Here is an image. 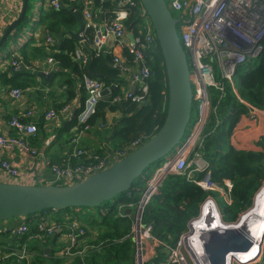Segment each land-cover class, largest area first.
<instances>
[{"label": "trees", "instance_id": "trees-1", "mask_svg": "<svg viewBox=\"0 0 264 264\" xmlns=\"http://www.w3.org/2000/svg\"><path fill=\"white\" fill-rule=\"evenodd\" d=\"M62 1L63 7L60 10L42 6L38 25L44 26L45 29L40 38L32 34L28 41L22 45L23 64L29 65L34 59L44 58H52L54 64H57L59 70L50 83L58 78L59 85L66 87L63 102L55 104L57 112H63V107L80 95L79 100L82 104L77 112L84 108L87 93L81 85V81L85 75L100 79L105 87L119 83L111 94L99 99L96 111L91 116L83 122L79 121L76 116L71 121V125L77 127L76 130L79 132L87 127V129L93 127L99 121L101 122L100 126L102 125L100 130L105 132L102 134L108 137L106 139H114L115 147H112L114 150L129 148L133 150L136 142L139 145L150 139L159 130L165 119L168 87L160 48L158 51L146 48L147 56L142 65H147L153 75L145 79V84L148 87L145 102L136 103L131 98L124 96L130 87L129 80L126 78L125 72L119 66L114 65L117 56L113 50L104 47L97 51L91 45L95 35L94 29L86 30L84 42L71 35L70 32L78 30L80 21L84 20L82 3L77 4L71 0ZM93 1L102 20L105 22L113 20L114 10L117 8L119 0ZM30 5L31 2L28 9ZM25 23L26 20L10 35L8 42L0 50L4 49L9 42L11 45L13 41L20 38ZM126 24L134 36L140 37V42L137 43V48H140L144 43L145 33L142 30L140 14L135 10L130 11ZM46 33L54 35L56 39L52 51L49 52L45 43ZM83 43V51L87 54L86 60L78 59L76 53L77 47ZM124 48V63L122 64L135 71L140 64L135 62L134 53L130 48ZM8 52L12 53L10 47ZM2 53L5 51H0V55ZM253 60L248 67H242L237 72L240 78L239 94L241 98L254 106L264 108V49L261 55ZM12 71V64L10 69L8 66L3 68L2 60L0 61L1 87L6 88L9 84L20 88L36 85V82L30 80V75H25L22 72L13 71L14 74L9 76ZM78 81H80L79 85ZM211 92L213 105L217 104V110L210 113L202 132L203 151L209 162L208 171L211 181L224 190L227 189L226 181L231 182L232 188L229 192L231 202L225 201L219 191L205 190L188 181L182 175L168 174L164 177L156 193L145 205L142 215V222L152 224V234L161 242L155 257L150 260L154 264L167 262L168 250L175 247L181 236L188 231L189 222L199 216L201 207L209 196L218 200V208L223 221L230 223L237 221L242 213L253 206L255 194L264 185V138L259 143L261 147L258 150L241 149L231 144L235 126L243 116L249 114L248 107L231 92L229 85L222 97L215 89H211ZM117 96H121V100L116 101ZM116 110L120 111L122 115L115 117L112 121L108 120V113ZM41 115L44 116V114ZM42 122L41 120L38 125L36 135L30 137L31 144L36 147L40 146L43 141ZM108 129L110 132H107ZM60 154H51L50 166L53 164L65 165L66 159L62 162L63 157L60 158ZM65 158L67 157L65 156ZM78 162L80 161L76 158L70 160V163L74 165ZM148 177L151 179L152 175H143L133 183L128 191L97 207L58 209L63 212L54 216L52 214H57L59 211L48 209L49 215L52 216L44 215L42 217L43 212L27 216L25 219L30 223V232L21 239L22 244L28 246L29 242H32L41 221L46 223L48 220L54 219L53 222L56 226L65 229L63 234L69 233L70 223L81 221L85 228V234L81 237L84 239L81 246L83 245L85 250L73 257L66 254L59 256L57 253L64 252L67 242H62L58 246L61 250H53L49 254H46V249L42 246L33 244L31 248L28 246V249L35 253H32L29 263L25 262L24 264H136L134 218L132 214L126 213V209H136L148 182ZM57 184H62V182ZM57 239L58 234L55 232L50 240L54 244ZM15 240L20 242L18 239ZM234 264L242 263L235 261ZM247 264H264V246L259 258Z\"/></svg>", "mask_w": 264, "mask_h": 264}, {"label": "built area", "instance_id": "built-area-1", "mask_svg": "<svg viewBox=\"0 0 264 264\" xmlns=\"http://www.w3.org/2000/svg\"><path fill=\"white\" fill-rule=\"evenodd\" d=\"M83 1L87 6L83 10L82 41H85L86 30L93 28L95 35L91 45L97 51L103 49L109 39L114 40L117 44H122L128 30L126 20L129 12L135 10L140 14L142 30L145 32L144 43L140 48H137L140 37L134 36V41L129 46L131 52L134 53L135 62L140 65L135 71L132 68L128 69L122 64L124 60L120 56L116 57L114 65L119 66L129 76L130 87L124 96L131 98L136 103H144L148 90L145 79L150 78L153 72L147 65H142V62L147 56L146 48L149 47L148 50L158 51L159 44L152 24L149 23L151 21H146L148 16L141 1L119 0L117 8L114 10L115 16L110 22L102 20L98 10L88 5L93 4V0ZM17 2L22 4L23 0H8L7 6L5 4L2 10L0 5V37L9 23L19 16L22 5ZM167 2L171 11L180 13V17L176 16L180 20L178 30L179 28L182 30L179 34L190 65L194 99L198 101V118L195 119L190 128L188 127L189 131L187 130L182 142L171 152L166 163L159 166L155 171L142 192L135 210L142 207L144 211L145 205L156 193L159 183L168 174H179L205 190L219 191L225 201L231 202L229 196L232 188L231 182L226 181L227 189L224 190L211 181L208 171L209 162L203 151L204 137L202 132L210 113L217 110V104L213 105L211 89L218 91L222 97L229 85L240 101L248 107L249 115L255 118L261 117L264 124V108L254 106L241 98L234 81V76L239 68L249 60L259 57L264 49V0H167ZM47 6L60 10L63 7V1L50 0ZM45 43L48 48H52L56 43L54 35L46 33ZM83 49L84 43L77 47V57L86 60L87 54L84 53ZM11 62L14 72H20L23 69L24 64L21 57L15 55ZM47 66L43 71L48 73L54 67L52 58L47 59ZM81 85L87 93L84 108L79 116V120L83 122L96 111V105L103 96L102 92L105 85L100 79L91 75H85ZM9 96L15 101H21L24 97V91L20 87H11ZM115 100H121V96H117ZM71 108L72 105L67 104L62 111L69 112ZM38 113V106L33 104L26 108L21 116H12L7 121V130H0V172L3 178L11 180L0 181L17 183L16 181L23 174L19 166L3 157L2 152H14L18 149L19 152L29 158L40 156L39 148L30 142V137L36 135L38 131V125L35 121ZM57 115L56 109L50 108L44 113V118L46 121H52ZM76 128L74 127V129ZM71 143L74 149L72 153L70 152V157L65 160V165L53 164L51 166L54 178L50 183L62 182L59 185H63L81 181L89 175L107 168L111 163L125 157L131 151L129 148L112 150L106 155L96 154L81 147L79 135L73 136L70 140ZM140 145L141 143L137 145V142L134 144L135 148ZM72 158H76L80 162L75 165L71 164ZM50 183L40 181V184ZM207 202H210L211 205L216 203L212 197L208 198ZM54 211L57 212L56 209ZM43 213L47 215L48 211L45 210ZM21 219L22 221L15 225L10 223V220L2 221L4 223L0 222V237L20 241L13 240L14 243L11 244L12 241L4 240L5 244L0 243V264H6L8 259H11V264H24L25 262L29 263L30 258H32L29 255L30 251L27 244H22L21 241L24 236L29 234L30 226L25 218ZM39 228L51 232H55L56 229L45 222H41ZM68 229L71 243L68 242L69 244L65 245L66 249L62 253L73 256L79 253L75 250L73 252L72 249L77 244L76 239L85 234V228L79 222H73L69 224ZM152 229V224H144L142 217L140 228H137L136 220H134V241L137 253L138 251L141 252L139 260L136 253V264H154L150 260L155 257L156 251L153 247L148 248V243L153 241L156 243L155 245H158L161 242L152 234ZM185 234L181 236L176 246L171 248L167 262L163 264H181L182 248L186 245Z\"/></svg>", "mask_w": 264, "mask_h": 264}, {"label": "water", "instance_id": "water-1", "mask_svg": "<svg viewBox=\"0 0 264 264\" xmlns=\"http://www.w3.org/2000/svg\"><path fill=\"white\" fill-rule=\"evenodd\" d=\"M149 17L165 66L168 96L167 110L163 124L159 130L147 141L131 150L125 157L111 163L107 168L95 172L81 181L71 184H20L0 181V222L13 219L26 218L30 215L40 214L48 209L97 207L112 200L123 192L128 191L133 183L154 164L166 160L184 139L192 119L194 107V92L192 87V74L186 50L182 44L178 31L180 20L170 10L167 0H140ZM30 0H23L19 16L6 27L0 37V49L9 40L11 34L26 20L31 19L35 10L28 15ZM32 22L31 26L34 24ZM80 29L70 32L71 35L82 40L81 31L84 21H80ZM134 39V34L130 36ZM55 71L38 75L48 80ZM116 84L104 88L102 95H109ZM160 185V183H159ZM264 191V185L255 194L253 206L242 213L235 222H224L218 206L214 203L219 214L220 223L209 228L204 227L195 234V223L204 216V204L199 216L193 218L188 224L185 242L191 235L198 236L202 252L209 264H234L235 261L247 264L260 255L264 246V229L257 232L256 226H250L251 221L261 219L259 213V195ZM132 214L140 228L143 209H126ZM255 225V222H254ZM257 252L246 259L237 255H246L255 248ZM49 248L47 249V251ZM141 252L138 251L139 260ZM196 260V255L194 254Z\"/></svg>", "mask_w": 264, "mask_h": 264}, {"label": "crops", "instance_id": "crops-1", "mask_svg": "<svg viewBox=\"0 0 264 264\" xmlns=\"http://www.w3.org/2000/svg\"><path fill=\"white\" fill-rule=\"evenodd\" d=\"M8 0H1V10L2 7H5V4L7 6ZM73 2V1H72ZM19 3V2H17ZM75 3L83 5V10L87 6L86 3L81 1H75ZM22 5L21 3H19ZM88 4V3H87ZM91 5V8H95L94 4H88ZM43 8L48 7L47 6V0L42 1ZM21 8V6H20ZM1 14V11H0ZM40 19V16L38 17V20ZM81 27V25H80ZM44 26H40L36 34L38 38L42 36V32L44 31ZM80 29V28H79ZM78 29V30H79ZM71 31V32H77ZM33 31L31 32V35ZM133 34L131 30H127V34L123 39L122 44H117L112 39L107 40L106 46L107 48H111L113 52L116 54V56H120L124 58V47H129L134 39H132L130 36ZM30 35V36H31ZM29 36V37H30ZM37 38V39H38ZM47 51H52V48L47 47ZM16 57H23V52L20 50L13 51L12 55L9 53L6 59L2 62V67L8 66L10 69V65L12 64L11 60L13 59V56ZM47 66V58L44 59H34L29 65H24L21 72L23 74L30 75V80L36 82V85H29L23 87L24 91V97L21 101H15L9 96V90L11 87H13L11 84L7 85L6 88L0 86V130H7V121L12 116H21L26 108H29L31 105L35 104L39 108V113L35 117V121L37 122V125L41 123V130L44 132L43 135V141L40 144V146L37 145V148H39L40 156L36 158H29L22 152H19L18 149H16L14 152H2V155L4 158L9 159L11 162L16 164L21 168V171L23 172L22 176L16 181L17 183H23V184H40V181L38 178H42V182L50 183V181L53 180L54 174L51 171V154H60V158L63 157L62 162L64 159H67L70 157V151L73 147L72 143L70 144V141L67 143L68 140H71V138L75 135L80 136V145L81 147L90 150L91 152H94L96 154L103 155L105 152H110L114 150L112 147H115L114 139L107 140L106 135L102 134L105 133L100 130L101 122H97L93 125V127L85 130H81L77 132L76 129H74V126L71 125V121L74 117L77 116L79 119L80 114L82 113L81 109L77 112L78 108L81 106V102L79 97L76 99H73L68 104L72 105V108L69 112H57V117L52 121H46L44 116L41 114H44L47 110L50 108H55V104H60L63 102V99L65 98V86H60L58 78H55L52 83L50 81L56 76L57 71L59 70V67L57 64H54V67L51 71H55V73L46 80L44 77L38 75V72L43 71V69ZM50 71V72H51ZM47 73V72H46ZM49 73V72H48ZM13 71L9 74V76L13 75ZM125 77V75H124ZM27 78V77H25ZM126 78L129 80V76L126 74ZM80 81H78L79 85ZM80 87V86H79ZM86 101V100H85ZM122 113L118 110L116 111H110L108 113V120L112 121L115 117H120ZM43 117V119H42ZM80 121V120H79ZM107 132H110V129L107 130ZM110 136V133H108ZM262 138H264V124L261 117H252L251 115L243 116L237 125L235 126L232 138H231V144L234 145L237 148L241 149H250V150H258L260 149V142L262 141ZM71 152V153H72ZM65 156L67 158H65ZM58 157V158H59ZM49 162V163H47ZM0 178H3L0 172ZM0 180H7L5 178ZM11 181V180H7ZM15 182V181H14ZM22 219H13L10 220V223L17 224L21 222ZM57 229V228H56ZM64 228L60 227V229L56 230L55 232L58 234L57 243L60 246L62 242H67V236L68 233H64ZM61 233V234H60ZM0 243H4V240L12 241L11 244H13V238L7 239V237H0ZM37 245V244H35ZM149 246V244H148ZM50 250L46 253L49 254ZM11 264V263H10Z\"/></svg>", "mask_w": 264, "mask_h": 264}, {"label": "rangeland", "instance_id": "rangeland-1", "mask_svg": "<svg viewBox=\"0 0 264 264\" xmlns=\"http://www.w3.org/2000/svg\"><path fill=\"white\" fill-rule=\"evenodd\" d=\"M42 1L43 0H30V2H31V5H30V7H29V9H28V15L30 16V13L33 11V10H35V14L33 13V15L31 16V19L30 20H28L26 23H25V25H24V29H23V31H22V33L20 34V37L21 36H23L24 38L23 39H21V41H20V43L21 44H24V43H26L27 41H28V39H29V36L31 35V31H30V27H31V24H32V22L34 21V19H35V21H37L38 20V17H39V14H40V12H39V10L42 8ZM49 1L50 0H47V3H49ZM173 12V14L175 15V16H177V17H180V13H178V12H176V11H172ZM146 21H150V19H149V17H147L146 18ZM149 23H151V22H149ZM39 21L35 24V27H34V32H37V30L39 29ZM34 25V24H33ZM179 33L181 34V32H182V30H181V28H179ZM15 42H16V40H15ZM10 43L11 42H9L8 43V45L4 48V49H2V50H0L1 52H3V51H5V53H2L1 55H0V61L3 59V58H5L8 54H9V47H10ZM12 47H14V45L12 46ZM255 59V58H254ZM254 60L253 59H251V60H249L246 64H244V65H242L240 68H242V67H248L252 62H253ZM239 68V69H240ZM234 81H235V84H236V87L238 88V91H239V86H240V78H239V76L236 74L235 76H234ZM231 89V88H230ZM231 92L238 98V96L236 95V93L231 89ZM197 109H198V101L196 100V101H194V107H193V113H192V121H191V123H190V125H189V128L191 127V124L195 121V119H197L198 118V115H197ZM188 131H189V129H188ZM104 155H106L107 154V152H105V153H103ZM166 163V160H163L161 163L159 162V163H156V164H154L152 167H150V169H148L146 172H145V174L144 175H152V177H153V175H154V173H155V171L159 168V166H161V165H164ZM51 171H52V168H51ZM53 172V171H52ZM152 177H151V179H152ZM39 179V181H42V180H40V179H42V178H38ZM149 177H148V182H147V184L149 183V181L151 180ZM147 184H146V186H147ZM213 199H214V201L216 202V205L218 206V200L215 198V197H213V196H211ZM210 198V197H209ZM254 199H255V197H254ZM59 211V210H58ZM63 211H59V213H53L52 215L54 216V215H58V214H61ZM83 212V211H82ZM86 212V211H85ZM44 215H46V214H43L42 215V217L44 216ZM52 215H49V213H47V215L46 216H52ZM54 220V219H53ZM53 220L52 219H50V220H48L46 223H48L49 225H51V226H54V229L55 228H57V229H55V231L56 230H58V229H60V227L59 226H56L55 224H54V222H53ZM40 222V221H39ZM42 222V221H41ZM40 222V223H41ZM80 224L82 223L81 221H78ZM29 223V222H28ZM82 225V224H81ZM29 226H30V223H29ZM209 227H211V226H208V228ZM38 231L36 230V233L34 234V238H33V240H32V242H29V245L28 246H30V248H31V246L33 245V244H37V245H39V246H42V248H44V249H48L49 248V250H50V252H52L53 250H56V251H59V250H61V249H59L58 248V246L59 245H57L58 243L57 242H55L54 244L51 242V240H50V238H51V236L55 233L54 231V233L53 232H51V231H49V230H42V229H40L39 228V226H38ZM61 234V233H60ZM7 236V235H6ZM82 236H80L79 237V239H76V241H77V244L75 245V247L72 249V251H74V250H76V251H79V253H83L84 252V250H85V247L82 245L81 246V244H82V242L84 241V239H82L81 238ZM67 240H68V242H70L71 241V237L68 235L67 236ZM71 243V242H70ZM69 244V243H68ZM149 244V246H148V248H151V247H153V248H155V251H157L158 250V247L161 245V244H158V245H155L156 243L155 242H153V241H151L150 243H148ZM81 246V247H80ZM80 248V249H79ZM84 248V249H83ZM189 246L186 244L183 248H182V257H181V264H196L197 262H196V260H195V258H194V255L192 254V253H189V252H191V251H189ZM83 249V250H82ZM263 250V249H262ZM49 252V253H50ZM170 252H171V250H168V256H169V254H170ZM32 253H35V251H32V252H29V255H31L32 256ZM261 253H262V251L260 252V255H261ZM47 254V253H46ZM192 254V255H191ZM57 255H59V256H61V255H64L63 253H57ZM56 255V256H57ZM259 255V256H260ZM74 256V255H73ZM72 256V257H73ZM239 258L241 257V256H243L242 254H241V256L240 255H237ZM259 256H258V258H259ZM258 258H256L255 260H257ZM10 260L11 259H8L7 261H6V264H10ZM255 260H253V261H255ZM252 261V262H253ZM237 263H241V262H238V261H236ZM249 263H251V262H249ZM41 264H43V263H41Z\"/></svg>", "mask_w": 264, "mask_h": 264}, {"label": "bare ground", "instance_id": "bare-ground-1", "mask_svg": "<svg viewBox=\"0 0 264 264\" xmlns=\"http://www.w3.org/2000/svg\"><path fill=\"white\" fill-rule=\"evenodd\" d=\"M33 29H34V25L30 27V31H33ZM116 85H119V83H117ZM258 203H259L258 210H259V213L261 214V219H259L258 221L257 220L251 221L250 226L252 227L256 226V231L261 233L264 229V191L261 195H259ZM254 222H255V225H254ZM219 223H220V220H219V214H218L217 208L215 207L214 204L211 205L210 202H207L204 206L203 218L200 221H196L195 223V229H196L195 234L198 235L200 230L203 229L204 227L208 228V226H215L216 224H219ZM187 245L189 246L192 253L196 255V262H197L196 264H209L207 257L205 255L201 256L198 254V252H202V247H201L200 241L198 240V236L194 234L191 235L187 240ZM256 252H257V248L255 246V248L250 252V254H246L243 256L240 255L241 256L240 258L242 259L249 258L253 256Z\"/></svg>", "mask_w": 264, "mask_h": 264}, {"label": "clouds", "instance_id": "clouds-1", "mask_svg": "<svg viewBox=\"0 0 264 264\" xmlns=\"http://www.w3.org/2000/svg\"><path fill=\"white\" fill-rule=\"evenodd\" d=\"M41 10V9H40ZM40 10H39V12H40ZM41 15V13L39 14V16ZM38 21H40V19L39 20H37V21H35L34 22V27H35V24L38 22ZM40 27V26H39ZM35 32H33L32 34L33 35H35L36 36V34H34ZM24 37L23 36H21L20 38H18L17 40H16V42L15 41H13L12 42V44L10 45V49L12 50V53H13V51H16V50H20V51H22V45H21V43H20V41H21V39H23ZM14 45V47H12ZM12 53H11V55H12ZM8 56H6L5 58H3L2 59V62H3V60L4 59H6ZM21 72V71H20ZM172 152V151H171ZM171 154V153H170ZM169 154V155H170ZM169 157V156H168ZM146 188V187H145ZM144 191V190H143ZM209 197H211V196H209ZM208 197V198H209ZM207 198V199H208ZM207 199H206V201L203 203L204 204V206H205V204L207 203ZM219 209V208H218ZM189 250H190V248H188ZM191 251V250H190ZM190 253H192V251L190 252ZM193 254V253H192ZM194 255V254H193Z\"/></svg>", "mask_w": 264, "mask_h": 264}]
</instances>
